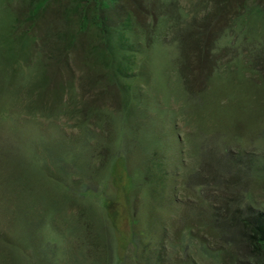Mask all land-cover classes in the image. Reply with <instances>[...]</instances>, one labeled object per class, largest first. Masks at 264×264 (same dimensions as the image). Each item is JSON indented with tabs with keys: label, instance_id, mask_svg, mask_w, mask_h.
<instances>
[{
	"label": "rangeland",
	"instance_id": "obj_1",
	"mask_svg": "<svg viewBox=\"0 0 264 264\" xmlns=\"http://www.w3.org/2000/svg\"><path fill=\"white\" fill-rule=\"evenodd\" d=\"M26 6L0 0V45L15 20L13 39L30 31ZM135 7L125 77L88 36L41 99L27 76L37 83L42 36L27 62L18 44L15 65L0 55V79H26L0 83V264H245L222 219L264 213V0Z\"/></svg>",
	"mask_w": 264,
	"mask_h": 264
},
{
	"label": "trees",
	"instance_id": "obj_2",
	"mask_svg": "<svg viewBox=\"0 0 264 264\" xmlns=\"http://www.w3.org/2000/svg\"><path fill=\"white\" fill-rule=\"evenodd\" d=\"M121 1H123L131 12L127 15L123 25H114L111 21V15L116 5L122 6ZM168 1L169 0H162L164 4ZM22 2L27 3V19L30 31L13 39L14 37L12 38L11 35L18 25L15 20L12 27L9 26L11 28H9V34H7L8 36L6 38L10 41V44L4 42L5 44L0 45V55L3 59H6L9 66L15 65L18 63L20 57L16 51L14 52L15 44H18L21 48H24L26 56L29 57L28 59L24 58L25 62H27L31 57H34L36 51H39L37 48L34 50V45L32 44L33 39H35L33 38L34 35H39V37L42 36L40 38V40H42V45L43 47L47 45L48 49L45 54H38L39 66H37L36 69L37 73H32V76L35 74L37 83L35 79L31 80L27 76L29 81L37 84L41 99H44L45 95L49 93L57 94L60 91L64 83V76H62L63 71L72 67V62L76 64L82 61L83 52L85 53L86 50L85 38L88 36L91 39L94 38L106 44L107 50L105 51L110 52L111 58L108 59V57L103 54L100 61L105 63L111 61L110 63L113 67L114 63H116L118 68L123 69L119 71L118 74H122V76L125 77L124 72L127 68L121 66V62H124V59L126 60L125 52L132 49V46L135 44L133 38L143 33L139 30L142 25L140 23L139 11L135 7V5L139 4V0H71L70 4L76 6V8L72 10L65 4V0H22ZM224 3V11L228 12L229 8L231 11H235L236 5L237 11L240 13L246 0H224ZM78 7L82 8V10H78ZM51 13H55V15L61 19L59 21H62V26L56 27L52 22L50 23V19L52 18ZM224 16L225 15L221 14V17ZM209 17H207V20L209 19L211 22ZM215 18H220V15H216ZM118 27L121 28V30H119ZM217 27L216 25V28ZM214 31H216V29H214ZM114 33H116L117 36H114ZM212 37L214 38V35ZM0 43H2V41H0ZM194 45L199 47L198 41H196V43L194 42ZM204 48L205 50H209L211 47L209 48L205 45ZM199 50H203V48H199ZM94 51L98 52L99 48H95ZM80 53H82V55ZM117 53L122 54V57L117 55ZM94 57L96 58L95 55ZM94 64L98 65L99 62H93V65ZM85 65L89 69V72L93 70L92 62L86 60ZM15 76L16 74L9 77L8 73L3 77L1 76L0 83L2 87H4L3 83L7 82H9L8 85H10V87L11 84L21 83V85L17 87L18 91H20L23 88L22 83L26 79L18 78L17 80ZM115 167L116 166H114V169ZM251 214L253 215H246L241 211L235 213V215L230 214L228 217L222 219L223 225L227 229L235 231L236 234L232 238L234 240L232 242L237 244L243 251L245 264H264V213L251 211ZM220 223L221 221L216 222V224L219 225Z\"/></svg>",
	"mask_w": 264,
	"mask_h": 264
}]
</instances>
